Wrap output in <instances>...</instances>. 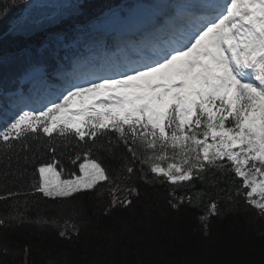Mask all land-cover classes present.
<instances>
[{
    "label": "snow or ice",
    "instance_id": "6c2138e0",
    "mask_svg": "<svg viewBox=\"0 0 264 264\" xmlns=\"http://www.w3.org/2000/svg\"><path fill=\"white\" fill-rule=\"evenodd\" d=\"M61 8L44 24H67L72 30L63 16L76 6ZM178 12L185 27L170 43L138 60L108 62L99 75L67 74L58 97L41 110H21L0 130V146L8 152L27 151L30 137L46 136L53 153L50 161L36 164L27 191L22 184L19 192L0 194V201H14L0 212V257L22 255V264H30L32 246L13 249L6 239L10 228H53L59 239L71 241L88 223L75 207L62 219L30 218L20 210L18 197L27 203L30 194L56 201L106 192L101 215L108 217L140 196L134 176L149 187L168 185V204L176 211L207 195L199 221L208 243L211 218L240 210L241 201L244 211L255 213L250 222L259 221L258 234L264 237V0H192L179 5ZM55 136L92 142L72 160H82L78 174L65 177L55 157ZM93 149L118 156L119 171L112 175ZM197 180L216 188L215 197L177 192L178 186ZM68 255L63 250L46 264H70ZM90 264L117 262L104 257Z\"/></svg>",
    "mask_w": 264,
    "mask_h": 264
},
{
    "label": "trees",
    "instance_id": "16d2710c",
    "mask_svg": "<svg viewBox=\"0 0 264 264\" xmlns=\"http://www.w3.org/2000/svg\"><path fill=\"white\" fill-rule=\"evenodd\" d=\"M155 1H85L82 5H75L76 10L71 15L63 16L64 21H71L73 24V29L69 30L67 24L45 25L43 20L36 26L33 22H28L29 18H37L42 14L44 17L54 13L58 15L60 10H37L27 16L24 13L26 0H18L15 4L11 0H0V130L23 110V105H26L25 96L32 99V88L38 81L30 77L33 69L40 71L48 84L54 85L58 79L54 74L55 70L70 57L77 60L93 59L103 50L105 40L93 26L99 25L127 5L141 4L140 17L126 25L133 30L137 22L144 21L154 13ZM186 1L173 0V3L181 4ZM5 5L6 11L3 10ZM174 12L175 9L170 8L166 16ZM20 15L24 24H19L20 19L18 23H13ZM57 34L58 38H55ZM136 38L134 36L131 40ZM70 40H74L76 47L69 43ZM115 42L116 37L112 35L108 41L107 54L114 51ZM45 43L48 47L38 53ZM119 44L123 49L129 48V41L124 40ZM29 142V150L18 151L16 154L0 146V194L7 190L19 192L22 184L25 185L23 191H27V184L31 183V174L36 164L51 160L53 153L49 145L52 141L48 137H30ZM91 143L78 141L74 137L67 140L54 137L55 157L63 166L65 177L73 171L78 174V166L82 160L76 164L72 160L90 147ZM99 143L101 141H97ZM93 153L104 159L112 175L119 171L118 156L112 157L97 149H93ZM25 156L28 157L27 161ZM133 181L140 187V196L133 198L131 207L118 209L108 217L101 215L102 208L109 199L106 192L103 196L93 192L56 201L41 194H30L27 203L25 197L20 196L17 198L20 201L19 208L30 218L39 215L62 219L71 216L75 207L85 213L84 219L88 223L86 226L82 225L81 235L71 241L59 239L53 228L40 229L34 225L10 228L6 239L13 249L22 250L25 244L32 246L30 264H46L49 258L63 250H67L70 264H90L91 261L99 262L104 257L108 260L115 258L117 264H264V237L258 234L259 221L250 222L255 213L244 211L242 201L240 210L222 218H211L213 235L211 243H208L200 232L199 221L208 202L207 195L202 202L185 205L176 211L168 204V185L149 187L135 176ZM239 182L237 179L236 183ZM177 192H205L214 198L217 189L197 180L194 184L178 186ZM13 203V199L0 201V212H6L8 209L5 205ZM106 231L111 235H106ZM0 260L3 264H22L23 256L9 255L0 257Z\"/></svg>",
    "mask_w": 264,
    "mask_h": 264
},
{
    "label": "rangeland",
    "instance_id": "374dc122",
    "mask_svg": "<svg viewBox=\"0 0 264 264\" xmlns=\"http://www.w3.org/2000/svg\"><path fill=\"white\" fill-rule=\"evenodd\" d=\"M85 1H89V0H26L25 2V8H24V13L25 15L29 16L31 13L36 12L37 10H47V11H53V10H60L62 12V8L61 5L67 7L70 3L73 5H82ZM138 9L136 6L132 9V11H134L135 13H138ZM59 15V14H58ZM55 13L48 16V17H53V16H58ZM48 17H44V14L38 16L37 18H29L28 22H33L36 26L40 25L43 20H45ZM178 23L173 26H171V28H166V27H159L158 28V33H156L152 38L149 39V43L152 44L151 48H158V44L159 42L163 41L164 43H162V46L170 43L172 41V39L174 38L175 35H177L184 27H185V21L181 18V16H178ZM21 18L20 16H17L13 23H18L19 19ZM19 24H24L23 20L20 19ZM178 25V26H177ZM174 29H176L177 32H174L175 35L173 36V34H171V31H173ZM147 31V29H145ZM154 40V41H153ZM144 54V53H143ZM142 54V55H143ZM137 57V56H133V55H125V54H120L118 55V57L121 60L115 61L114 62H125V61H133V60H138L141 58ZM107 64V62L105 60L102 61L101 66L97 67L96 65H94L93 63H85L84 65L81 66H75L72 64H69V66L66 68V71L68 74L70 73H77V74H83L85 78L89 77L90 75H99L101 74L100 69H102L105 65ZM93 65V66H92ZM59 69H57L58 71ZM64 72L65 73V66L62 67L57 74ZM66 78V77H65ZM64 82L60 83L59 91L58 92H54L51 93L50 95H48V98H51L49 100H46V102L44 104H42V106H45L47 104L48 101L54 99L55 97H58L61 94V91L64 87ZM36 90L39 91H48L50 93V89L44 88V86H41L40 84L35 88ZM50 90V91H49ZM40 97L46 98L47 99V94L46 93H42L40 95ZM26 101V99L24 100V102ZM82 162V161H81Z\"/></svg>",
    "mask_w": 264,
    "mask_h": 264
},
{
    "label": "bare ground",
    "instance_id": "6f19581e",
    "mask_svg": "<svg viewBox=\"0 0 264 264\" xmlns=\"http://www.w3.org/2000/svg\"><path fill=\"white\" fill-rule=\"evenodd\" d=\"M139 31H141V30H139ZM130 55H131V54H130ZM109 59H110V58H109ZM112 59H114V58H112ZM112 59H111V60H112ZM54 92H57V90H56V91H54Z\"/></svg>",
    "mask_w": 264,
    "mask_h": 264
}]
</instances>
